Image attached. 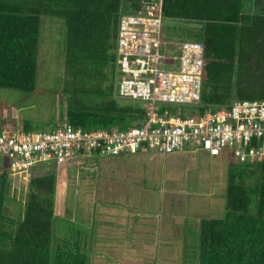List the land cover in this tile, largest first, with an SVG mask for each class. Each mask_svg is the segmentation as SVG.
<instances>
[{
    "label": "trees",
    "instance_id": "trees-1",
    "mask_svg": "<svg viewBox=\"0 0 264 264\" xmlns=\"http://www.w3.org/2000/svg\"><path fill=\"white\" fill-rule=\"evenodd\" d=\"M139 5L138 0H0V87L35 88L43 26L51 17L62 27V69L97 81L59 85L67 101L63 116L84 128L138 123L145 114L142 101L119 99L112 74L119 15ZM162 14L163 21L203 42L200 111L264 97V0H163ZM1 160L0 264H89V240H81L78 230L71 234L55 213L54 175H31L23 211L12 215V176L9 166L1 169ZM225 181L223 215L199 219L194 264H264V160L233 157Z\"/></svg>",
    "mask_w": 264,
    "mask_h": 264
},
{
    "label": "rangeland",
    "instance_id": "rangeland-1",
    "mask_svg": "<svg viewBox=\"0 0 264 264\" xmlns=\"http://www.w3.org/2000/svg\"><path fill=\"white\" fill-rule=\"evenodd\" d=\"M170 23L163 21L164 39L198 40ZM61 30L59 21L47 17L32 91L0 87V128L4 124L29 130L52 128L67 102L59 85L68 80L74 86L95 82L62 69ZM160 52L172 50L160 43ZM112 75L116 89V63ZM160 105L172 114L191 113L196 107ZM184 147L169 153L151 148L114 155L94 152L61 164L34 163L28 172L56 178L55 213L71 234L78 230L81 240H89L87 249L93 251L89 264H194L199 219L224 213L225 179L233 157L227 148L211 155L190 144ZM0 158L1 169H6L9 159ZM13 178L21 179L19 173ZM11 183L15 198L8 203V212L13 215L23 211L27 186L16 184L12 177Z\"/></svg>",
    "mask_w": 264,
    "mask_h": 264
},
{
    "label": "built area",
    "instance_id": "built-area-1",
    "mask_svg": "<svg viewBox=\"0 0 264 264\" xmlns=\"http://www.w3.org/2000/svg\"><path fill=\"white\" fill-rule=\"evenodd\" d=\"M139 7L122 11L116 38V92L139 99L144 117L128 127L84 128L65 115L49 129L0 128V155L9 159L12 180L26 187L34 163L90 153L106 155L151 148L161 153L194 146L217 155L227 148L239 161L264 160V97L237 98L229 105L172 114L160 103L193 104L200 100L205 66L200 40H166L163 0H138ZM160 43L172 52H160ZM19 173L21 179H15ZM12 185V183H11ZM15 185V184H14ZM14 187V186H12Z\"/></svg>",
    "mask_w": 264,
    "mask_h": 264
}]
</instances>
